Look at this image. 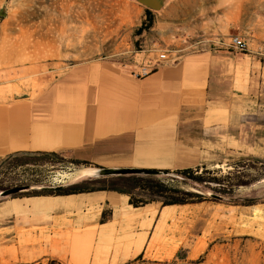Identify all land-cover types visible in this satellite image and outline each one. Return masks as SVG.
<instances>
[{
    "label": "rangeland",
    "instance_id": "1",
    "mask_svg": "<svg viewBox=\"0 0 264 264\" xmlns=\"http://www.w3.org/2000/svg\"><path fill=\"white\" fill-rule=\"evenodd\" d=\"M166 1L168 6L150 11L152 17L149 18V10L142 0H0V104L23 98L30 101L69 71L105 64V68H109L105 70V76L110 79L109 84L106 83V99L116 105V108L108 107L102 99L89 98L85 121L63 115L67 109L61 106L57 108L63 114L57 117L31 120L23 115L20 107L0 113V130L5 131L7 125L14 128L24 123L31 131L44 132L38 138L46 141V138L51 139L49 133L54 126L58 141L72 146L81 130L84 131V140H88L94 113L102 117L107 112H118L117 108L122 111L136 109L140 113L145 109L156 112V117L145 119L140 116V121L133 117L132 124L127 121L125 132H121L123 125L119 119H114L110 130L102 133L101 142L57 153L65 161L50 158L15 170H2L0 192L25 185L28 189L13 196L0 197V207L10 199L25 200L40 195L44 186H56L54 179L61 171L71 169L79 173L78 179L63 186L65 189L84 182L93 183L85 187L97 189L120 186L121 183L118 177L83 176L84 171L141 167L159 170L161 174L126 176L153 180L173 178L171 183L182 197L184 194H198L206 201L230 205H242L246 199L264 202V158L233 155L231 149L216 157L214 164H193L197 159L194 156L198 144L193 146L189 142L175 141L176 137L171 144L166 142L165 132L150 134L146 130L160 129L168 122L169 128L175 129V136L178 135L182 125L198 122L200 99L191 103L188 94L179 89L174 92L173 101H166V92L160 83L144 85V79L141 81L132 75L140 64L157 58L162 52L168 53L169 61L163 65L166 67H174L177 62L201 52L200 48L179 46L167 33L173 36L202 35L215 31L226 39L240 36L249 49L246 54L233 51V72H236L233 86L239 102L244 99L249 107L242 124L263 125L264 108L248 89L252 82L248 74L251 65L264 64V0H162L163 3ZM167 12L172 15L167 17ZM150 23L152 27L148 29L146 26ZM167 110L169 115H166ZM190 112L197 116L189 117ZM126 119L129 120L128 115ZM198 167L219 172L204 176L207 181L213 178L218 181L198 184L174 173ZM166 170L172 174H166ZM81 178L87 180L77 181ZM135 197L148 198L141 190L135 192ZM5 225L3 223L1 227ZM197 252L199 256L187 262L159 264H264V240L256 236H223L208 245L198 246Z\"/></svg>",
    "mask_w": 264,
    "mask_h": 264
},
{
    "label": "crops",
    "instance_id": "2",
    "mask_svg": "<svg viewBox=\"0 0 264 264\" xmlns=\"http://www.w3.org/2000/svg\"><path fill=\"white\" fill-rule=\"evenodd\" d=\"M149 2L156 8L143 5L151 12L169 3ZM166 15L170 17L172 13ZM166 35L179 46L200 48L201 52L186 57L189 60L185 58L174 67L162 66L143 83H160L166 92V101H173L174 92L180 89L188 94L189 102L200 99L201 111L198 116L190 112L189 117L196 115L198 122L182 125L176 136L168 122L165 127L146 131L150 134L165 132L166 142L171 144L174 140L193 146L198 144L194 156L197 159L192 163L200 166L214 164L216 157L231 149L233 155L264 158V124H242L249 107L244 99L239 102L233 86L236 82L233 51L218 45L229 39L215 31L202 35ZM104 65L69 71L30 101L23 98L0 104V113L22 107L23 115L33 120L57 117L63 114L57 108L61 106L67 109L63 115L85 121L90 105L88 99L93 96L98 101L102 99L108 107L116 108L106 99L110 79L105 76L109 68ZM249 69L252 82L248 89L264 108V64L251 65ZM123 83L126 84L125 79ZM117 109L118 112H107L102 117L94 113L90 137L84 140L81 130L72 146L58 141L54 126L49 133L51 139L43 141L38 138L45 134L42 131H31L24 123L14 128L7 125L5 131L0 130V161L19 152L63 153L93 146L101 142L102 133L110 130V123L116 118L123 125L121 132H125L127 121L132 124L133 117L136 121H140V116L156 117L152 109L141 113L136 109ZM169 113L167 110L166 115ZM63 136L67 138L66 133ZM3 223L6 225L1 227ZM229 235H250L264 240V202L249 206L210 201L172 206L151 203L135 208L127 195L108 190L10 199L0 207V264L181 263L197 258L198 246Z\"/></svg>",
    "mask_w": 264,
    "mask_h": 264
},
{
    "label": "trees",
    "instance_id": "3",
    "mask_svg": "<svg viewBox=\"0 0 264 264\" xmlns=\"http://www.w3.org/2000/svg\"><path fill=\"white\" fill-rule=\"evenodd\" d=\"M147 17H152V13L150 11L147 12ZM148 29L152 27V23L146 26ZM50 158H58L65 161L63 158H60L57 153H47V152H19L15 154H11L0 161V174L2 170H15L18 167L29 165L35 162L46 161ZM166 174L170 175L172 172L170 170L165 171ZM175 175L183 176L184 178L191 179L193 182H197L198 184H204L207 182H215L218 181L217 178H213V180L207 181L204 176L209 174L219 173L217 171L207 170L204 168H188L183 170H177L174 172ZM1 176V175H0ZM173 178H171L172 180ZM171 180H153V179H145L137 176H119L118 181L121 183L120 186H111L109 188H89L85 187L86 185L91 184L92 182H84L81 185H74L68 188H59V189H51V187H46L41 190L42 193L37 196H53V195H74L95 191H113L120 194L127 195L129 197V203L135 208L145 206L151 203H161L162 206H172V205H186L192 203H201L206 201L204 197L198 194H193V196H189L190 194H184V196H180V191L174 187L171 183ZM33 183H40L38 181L32 180ZM85 184V185H84ZM93 184V183H92ZM2 184L0 183V188H2ZM27 187V185H25ZM141 190L147 195L146 200H142L141 198L135 197V192ZM255 200L246 199L244 200L245 206L255 204Z\"/></svg>",
    "mask_w": 264,
    "mask_h": 264
},
{
    "label": "water",
    "instance_id": "4",
    "mask_svg": "<svg viewBox=\"0 0 264 264\" xmlns=\"http://www.w3.org/2000/svg\"><path fill=\"white\" fill-rule=\"evenodd\" d=\"M142 3L146 4L147 6L156 8L155 5L151 4L149 0H142ZM78 170H67L65 171L68 173L70 178L64 177L63 173L64 171H61V173H57L54 179V183L56 186H53L51 189H59L62 188L64 185L71 183L74 181V174L77 173ZM99 172L95 177H119V176H126V175H147V176H157L161 174L159 170L155 169H145V168H123V169H110V168H101L98 170ZM87 179H82L80 181H86ZM28 187L22 186V187H14L10 189H6L0 192V197H9L13 196L19 193L24 192Z\"/></svg>",
    "mask_w": 264,
    "mask_h": 264
},
{
    "label": "built area",
    "instance_id": "5",
    "mask_svg": "<svg viewBox=\"0 0 264 264\" xmlns=\"http://www.w3.org/2000/svg\"><path fill=\"white\" fill-rule=\"evenodd\" d=\"M218 45L222 47H228L230 50L235 51L238 54H246L249 50L247 42L240 36H231L229 38V42H219ZM168 61V53L162 52L159 56H157V58L151 59L144 64H140L137 72H134L132 75L138 80L146 79L154 74Z\"/></svg>",
    "mask_w": 264,
    "mask_h": 264
},
{
    "label": "bare ground",
    "instance_id": "6",
    "mask_svg": "<svg viewBox=\"0 0 264 264\" xmlns=\"http://www.w3.org/2000/svg\"><path fill=\"white\" fill-rule=\"evenodd\" d=\"M12 90V89H11ZM10 91V90H9ZM13 91V90H12ZM8 98V97H7ZM141 168H143V167H141ZM99 171L97 170V169H95V170H90V169H88V170H86V171H84L83 172V176H85V175H87V177L89 176V177H95L96 175H97V173H98ZM63 174V178L64 177H69L70 178V176L68 175V173H66V172H62ZM82 173V172H81ZM75 176H74V178L75 177H77V178H75V179H78V175H79V173L77 172V173H75L74 174ZM82 179H84V178H81V179H79V180H77V181H80V180H82Z\"/></svg>",
    "mask_w": 264,
    "mask_h": 264
}]
</instances>
